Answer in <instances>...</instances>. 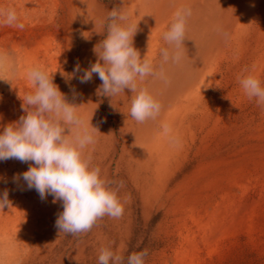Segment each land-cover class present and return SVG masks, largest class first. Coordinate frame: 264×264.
I'll return each instance as SVG.
<instances>
[{"label": "rangeland", "instance_id": "rangeland-1", "mask_svg": "<svg viewBox=\"0 0 264 264\" xmlns=\"http://www.w3.org/2000/svg\"><path fill=\"white\" fill-rule=\"evenodd\" d=\"M171 5L172 0L168 7ZM150 7L155 14V7ZM98 11L96 64L86 47L85 35L91 26L89 0H0V99L16 106V118H25L23 130L37 135V144L30 149L33 156L26 149L14 152L3 145L1 203L11 199L22 208L25 202L32 228L24 245L18 242L0 251V264H264V233L257 240L249 232L240 240L228 236L212 250L199 242V253H191L189 231L179 221L182 215L171 224L165 222L164 209L158 212L152 208L144 215L141 205L133 203L130 167L136 159L144 165L147 158L139 149L141 146H135L138 130L124 116L129 115L127 109L132 104L128 95L136 92L135 77H128L126 72L128 64H135L134 52L128 59L124 54L133 43V36L141 32L139 17L146 11L139 0H98ZM175 14L173 8L167 14L163 8L155 16L162 20V32L156 39L155 53L149 61L154 65L146 68V72L150 71L146 78H160V71H166L160 63L171 49L172 34L178 25L171 21ZM152 28L156 31L158 26L153 24ZM16 38L27 42L22 65L32 69V80L23 75L18 79L12 42ZM86 99L94 107L87 110L91 124L86 123L85 128V123L76 121L73 114L74 107L79 110L80 102ZM59 103L67 107L62 115L56 112ZM58 130L69 141L63 153L57 150ZM1 131V138L6 141L9 134L5 129ZM189 172L185 170L184 174ZM44 173L61 179L55 204L49 197L53 183L44 180ZM18 191L24 192L22 201L11 198L12 194L20 196ZM41 201L44 204L38 206ZM45 202L55 207L51 215L41 213ZM160 202L164 204L163 199ZM6 217L5 213L2 219ZM191 231L194 236L199 235L194 227Z\"/></svg>", "mask_w": 264, "mask_h": 264}, {"label": "bare ground", "instance_id": "bare-ground-1", "mask_svg": "<svg viewBox=\"0 0 264 264\" xmlns=\"http://www.w3.org/2000/svg\"><path fill=\"white\" fill-rule=\"evenodd\" d=\"M170 1L139 0L146 11L139 17L141 32L133 36V43L127 46L124 54L128 59L134 52L135 64H128L126 72L128 77L130 74L135 77L136 88V92L133 90L128 95L132 104L127 109L129 115L124 116L127 123L138 130L139 137L134 139L137 143H133L141 146L139 149L147 158L144 165L136 159L138 164L134 161L130 167L133 203L141 205L144 215L152 208L158 212L164 209L165 222L171 224L178 222V216L182 215L179 221L182 220V228L189 231V252L199 253L200 243L206 249L218 248L226 237L240 240L242 236H249L247 232L257 240L255 238L264 233V79H261L264 73V0H172L173 5L168 7ZM89 2L91 26L85 35L86 47L89 57L97 64L100 13L98 0ZM151 4L155 14L149 10ZM163 8L166 14L170 8L176 11L171 21L178 25L172 34L167 58L160 63L161 67L166 66V71H160V78L154 76L150 80L146 78L150 72H146V68L154 65L149 61L162 32L159 24L162 20L155 16ZM153 24L158 26L156 31ZM12 42L18 79L21 75L31 79L32 69L22 65L27 42L17 38ZM80 105L79 110L74 107L73 118L81 124L84 122L85 127L86 123L91 124L87 110L94 106L87 99ZM15 108L0 99V131L5 129L9 134L6 141L0 135V172L3 171L1 160L5 159L4 144L11 151L18 152L22 148L31 155L30 149L37 144V135L22 129L25 118H16ZM56 112L62 115L67 107L59 103ZM61 130H58L56 145L63 153L69 141ZM185 170L191 172L185 175ZM1 177L0 183L3 182ZM43 178L53 183L54 192L51 191L49 197L55 204L59 198L60 178L48 173H44ZM23 194L9 195L21 199ZM162 199L165 207L160 202ZM41 202L37 205L44 204ZM26 206L25 202L21 208L11 199L10 202L2 200V203L0 200L1 253L11 244L26 243L24 239L32 228L28 224L31 217ZM42 208L44 216L55 211V207L46 202ZM5 213L8 217L2 219ZM27 226L31 227L26 229ZM192 227L199 235H193Z\"/></svg>", "mask_w": 264, "mask_h": 264}, {"label": "crops", "instance_id": "crops-1", "mask_svg": "<svg viewBox=\"0 0 264 264\" xmlns=\"http://www.w3.org/2000/svg\"><path fill=\"white\" fill-rule=\"evenodd\" d=\"M163 231H164V228H162V230L160 229L161 234L163 233ZM162 235H163V234H162Z\"/></svg>", "mask_w": 264, "mask_h": 264}]
</instances>
